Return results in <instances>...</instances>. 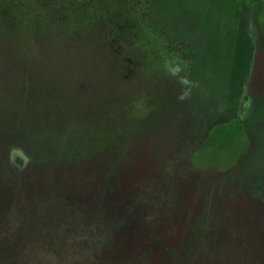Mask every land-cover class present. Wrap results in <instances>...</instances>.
<instances>
[{
    "label": "rangeland",
    "instance_id": "374dc122",
    "mask_svg": "<svg viewBox=\"0 0 264 264\" xmlns=\"http://www.w3.org/2000/svg\"><path fill=\"white\" fill-rule=\"evenodd\" d=\"M0 264H264V0H0Z\"/></svg>",
    "mask_w": 264,
    "mask_h": 264
},
{
    "label": "clouds",
    "instance_id": "9594fccd",
    "mask_svg": "<svg viewBox=\"0 0 264 264\" xmlns=\"http://www.w3.org/2000/svg\"><path fill=\"white\" fill-rule=\"evenodd\" d=\"M166 66H167V65H166ZM168 71L171 73V75H173V76H178L179 73L182 71V68H181L179 65H174V66L168 68ZM179 82H180L181 84H184V83H186L187 81H186V79H185L184 77H180Z\"/></svg>",
    "mask_w": 264,
    "mask_h": 264
}]
</instances>
